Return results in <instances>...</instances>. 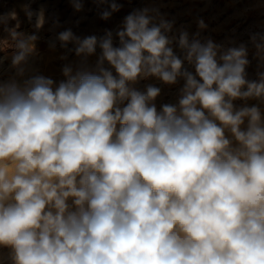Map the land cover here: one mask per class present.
<instances>
[{
    "label": "clouds",
    "instance_id": "1",
    "mask_svg": "<svg viewBox=\"0 0 264 264\" xmlns=\"http://www.w3.org/2000/svg\"><path fill=\"white\" fill-rule=\"evenodd\" d=\"M91 2L103 20L123 7ZM20 29L0 12V264H264V71L249 78L247 44L137 8L101 36L57 33L55 80Z\"/></svg>",
    "mask_w": 264,
    "mask_h": 264
},
{
    "label": "rangeland",
    "instance_id": "2",
    "mask_svg": "<svg viewBox=\"0 0 264 264\" xmlns=\"http://www.w3.org/2000/svg\"><path fill=\"white\" fill-rule=\"evenodd\" d=\"M123 4L120 11L112 14L108 20L100 18V12L107 8L106 4H97L84 0L83 8L77 11L74 2L70 0H31L30 8L37 12L43 10L45 24L36 32L23 11L29 0H0V12L15 10L21 22V31L36 32L40 39L36 42V55L32 58L30 67L40 73L51 76L55 80L62 79L61 68L64 63L59 57L64 50L59 47L56 35L65 29H71L79 36L95 34L101 36L105 29H115L124 16L137 8H155L164 14L165 18L175 21V27L187 28L190 33L200 31L201 39L211 38L225 45L234 42L235 45L245 43L248 46L250 64L247 68L249 78L256 79L257 73L264 71V49L256 47L259 40L253 42V34L264 35V0H119ZM203 20L206 28L198 29L197 22ZM58 20V26H54ZM12 25L15 21L11 22ZM6 35V34H5ZM50 42L56 43V48H50ZM72 47V45H69ZM76 57L69 55V61L75 62ZM5 74L11 73L5 66ZM143 83H157L155 80ZM162 87L163 94L157 101L160 103L175 102L178 86ZM143 87V84L140 85ZM240 103V102H237ZM252 103V102H250Z\"/></svg>",
    "mask_w": 264,
    "mask_h": 264
}]
</instances>
